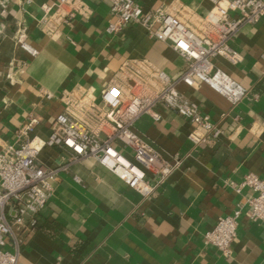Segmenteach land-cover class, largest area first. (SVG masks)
<instances>
[{"label":"crops","instance_id":"obj_1","mask_svg":"<svg viewBox=\"0 0 264 264\" xmlns=\"http://www.w3.org/2000/svg\"><path fill=\"white\" fill-rule=\"evenodd\" d=\"M135 1L145 11L162 7L184 15H205L214 7L210 0ZM114 21L107 1L59 8V0H0V151L25 138L46 139L63 111L64 92L99 97L128 62L146 60L173 80L186 70L171 44L152 38L141 25L111 34ZM22 42L38 54H29ZM231 46L241 61L217 58L214 64L247 90L238 105L206 84L178 85L221 128L213 144L195 146L189 140L193 125L162 106L160 121H136L134 131L163 160L177 164L165 182L148 173L155 188L149 197L93 158L71 162L58 148L41 152L39 162L48 168L70 165L51 181L35 230L15 228L23 239L18 264H264V224L245 215L229 257L205 240L251 194L235 190L243 177L254 173L264 180V20L243 26ZM32 119L39 123L21 135ZM5 250L16 251L12 237Z\"/></svg>","mask_w":264,"mask_h":264},{"label":"built area","instance_id":"obj_2","mask_svg":"<svg viewBox=\"0 0 264 264\" xmlns=\"http://www.w3.org/2000/svg\"><path fill=\"white\" fill-rule=\"evenodd\" d=\"M101 1L109 2L110 13L115 18L109 33H120L132 24L144 26L152 38L171 44L185 59L187 68L173 80L146 60L128 62L117 80L105 87L99 97L86 90L64 92L60 98L63 111L56 116L46 139L25 138L18 147L0 151V264H18L23 239L16 235L15 228L21 232L35 230L38 216L51 197V181L60 171L69 169L70 163L54 168L40 164L39 156L45 148H58L69 155L71 162L93 158L131 188L149 197L155 188L148 173L165 182L177 164L163 160L134 131L136 121L142 116L160 121L162 117L157 109L162 106L193 125L189 140L195 146L211 145L220 137L221 128L203 115L196 103L186 99L178 85L206 84L233 107L247 95V90L216 67L214 60L222 58L232 64L241 61V54L231 42L243 26L264 20V0H210L214 7L205 15H184L162 7L145 11L135 0ZM78 2L81 0H59V8ZM21 45L29 54H38L27 43ZM47 97L52 96L47 94ZM38 123L32 119L20 130L21 135L32 132ZM118 144L131 151V156ZM245 188L251 194L238 204L232 215L220 218L205 235L206 242L226 257L233 252L244 215L252 222L264 224V180L254 173L246 174L235 190L240 193ZM11 237L15 252L5 250Z\"/></svg>","mask_w":264,"mask_h":264}]
</instances>
